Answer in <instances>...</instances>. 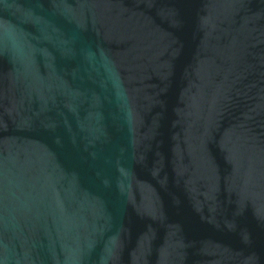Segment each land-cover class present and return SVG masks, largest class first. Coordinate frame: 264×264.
Wrapping results in <instances>:
<instances>
[{
	"label": "water",
	"instance_id": "obj_1",
	"mask_svg": "<svg viewBox=\"0 0 264 264\" xmlns=\"http://www.w3.org/2000/svg\"><path fill=\"white\" fill-rule=\"evenodd\" d=\"M0 264H264V0H0Z\"/></svg>",
	"mask_w": 264,
	"mask_h": 264
}]
</instances>
